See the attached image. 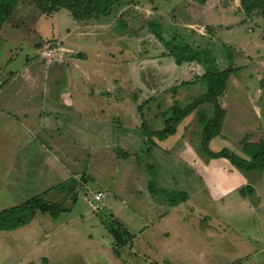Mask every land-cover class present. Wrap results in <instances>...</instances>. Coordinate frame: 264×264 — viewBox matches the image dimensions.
Instances as JSON below:
<instances>
[{
    "label": "rangeland",
    "instance_id": "rangeland-1",
    "mask_svg": "<svg viewBox=\"0 0 264 264\" xmlns=\"http://www.w3.org/2000/svg\"><path fill=\"white\" fill-rule=\"evenodd\" d=\"M28 1L0 30V129L14 137H0V210L46 192L63 211L0 232V264H264V172L205 163L195 112L154 145L140 130L142 119L162 130L157 113L192 94L169 89L203 71L166 56L147 26L154 20L169 35L228 45L241 68L219 98L226 114L208 148L238 152L245 133L264 139L262 20H244L238 0H126L82 22L65 10L41 15ZM150 182L188 198L167 206ZM113 218L133 234L121 258L105 230Z\"/></svg>",
    "mask_w": 264,
    "mask_h": 264
},
{
    "label": "trees",
    "instance_id": "trees-1",
    "mask_svg": "<svg viewBox=\"0 0 264 264\" xmlns=\"http://www.w3.org/2000/svg\"><path fill=\"white\" fill-rule=\"evenodd\" d=\"M240 11L244 15V20H262L264 24V0H238ZM126 0H29L28 3L44 16H51L61 10L67 11L71 18L77 22L89 21L99 17H108ZM199 2H203L199 0ZM20 3L24 0H0V30L7 23ZM119 26L125 27L123 20L119 21ZM150 31L154 37L162 44L166 50V56L173 59L175 65L184 63H194L202 68V73L196 75L191 81L180 83L169 89L173 96L179 93L180 88L185 89L191 96L184 100L175 101L170 107L159 111L157 114L163 121V129L157 132H150L146 119H142L141 132L148 143L155 144L153 136L160 141L175 133L178 124L191 113L195 112L198 123L197 143L194 144L196 154L205 160V163L226 165L227 168H235L242 174L252 172H264V139L251 141L250 135L245 133L238 140V152L221 149L212 152L208 148V143L214 137L220 135L225 110L221 106L219 98L224 96L228 81L232 74L241 71V68H234L232 65L231 48L223 44L216 46L208 43L207 38L197 34L169 35L167 30L158 22L150 21ZM199 37V42L195 37ZM205 39V42H204ZM261 92L260 99L264 116V77L258 81ZM150 98L143 105L153 101ZM140 105V110L142 106ZM158 106V105H157ZM142 114V113H141ZM146 142V144H147ZM153 182L149 183L151 194H162L167 206L174 207L187 200L188 195L183 191L158 190L153 189ZM252 187L240 188V194L250 192ZM43 195L46 192L36 195L20 205L0 210V232L12 231L25 226L34 217V214H48L52 219H56L63 211L61 205L45 201ZM105 230L111 239V254L115 258H121V251L131 241L133 234L129 232L123 222L116 218L107 222Z\"/></svg>",
    "mask_w": 264,
    "mask_h": 264
},
{
    "label": "built area",
    "instance_id": "built-area-1",
    "mask_svg": "<svg viewBox=\"0 0 264 264\" xmlns=\"http://www.w3.org/2000/svg\"><path fill=\"white\" fill-rule=\"evenodd\" d=\"M56 52V49L55 48H53V47H50V48H45L43 51H42V56H43V58H45V59H50L51 57H52V55L54 54ZM95 200H100L101 198H103V194H101L100 192L99 193H97L96 195H95Z\"/></svg>",
    "mask_w": 264,
    "mask_h": 264
},
{
    "label": "crops",
    "instance_id": "crops-1",
    "mask_svg": "<svg viewBox=\"0 0 264 264\" xmlns=\"http://www.w3.org/2000/svg\"><path fill=\"white\" fill-rule=\"evenodd\" d=\"M4 124H5V123H4ZM10 124H12V123H10ZM17 124H18V125H21L23 128H25L24 123H17ZM0 125H1V123H0ZM39 130H40V128L38 127V131L35 132V138H36V139H37V137H39L40 134L42 133V131H39ZM11 135H12V134H9V133L3 134L2 131H1V129H0V137L2 138L3 141L6 140L8 137H9L8 140L11 139L10 137H12V139H14L13 135H12V136H11ZM21 136L24 137V135H21ZM40 138H41V137H40ZM37 142H39V139H37ZM39 143H40V142H39Z\"/></svg>",
    "mask_w": 264,
    "mask_h": 264
}]
</instances>
